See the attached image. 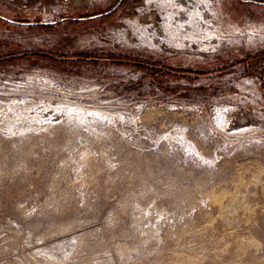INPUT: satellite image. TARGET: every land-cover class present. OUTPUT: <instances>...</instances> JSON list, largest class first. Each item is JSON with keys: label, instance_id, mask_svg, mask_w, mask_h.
<instances>
[{"label": "rangeland", "instance_id": "obj_1", "mask_svg": "<svg viewBox=\"0 0 264 264\" xmlns=\"http://www.w3.org/2000/svg\"><path fill=\"white\" fill-rule=\"evenodd\" d=\"M118 1L0 0V264H264V0Z\"/></svg>", "mask_w": 264, "mask_h": 264}, {"label": "water", "instance_id": "obj_2", "mask_svg": "<svg viewBox=\"0 0 264 264\" xmlns=\"http://www.w3.org/2000/svg\"><path fill=\"white\" fill-rule=\"evenodd\" d=\"M123 0H119L118 3L116 5H114L111 9H108L106 11L103 12H99V13H95V14H91V15H86V16H75V17H65L66 18H70V19H74V20H85V19H90V18H96L99 16H103V15H107L110 14L111 12L115 11L119 5L122 3ZM249 1H256V0H249ZM260 2V1H257ZM262 3H264V1H261ZM0 18H3L5 20H8L10 22L16 23V24H27V25H38V24H52L57 22L56 21H20V20H16V19H12L9 18L3 14L0 13Z\"/></svg>", "mask_w": 264, "mask_h": 264}, {"label": "bare ground", "instance_id": "obj_3", "mask_svg": "<svg viewBox=\"0 0 264 264\" xmlns=\"http://www.w3.org/2000/svg\"><path fill=\"white\" fill-rule=\"evenodd\" d=\"M168 1V0H167ZM173 3H174V1H173ZM169 4V3H168ZM174 4H172V6H173Z\"/></svg>", "mask_w": 264, "mask_h": 264}]
</instances>
